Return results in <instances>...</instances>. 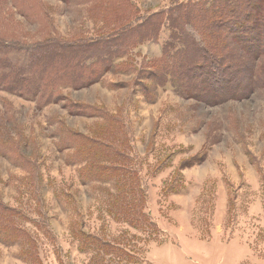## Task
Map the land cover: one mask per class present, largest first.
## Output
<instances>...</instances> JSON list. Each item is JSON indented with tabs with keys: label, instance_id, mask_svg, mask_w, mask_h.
Masks as SVG:
<instances>
[{
	"label": "rangeland",
	"instance_id": "1",
	"mask_svg": "<svg viewBox=\"0 0 264 264\" xmlns=\"http://www.w3.org/2000/svg\"><path fill=\"white\" fill-rule=\"evenodd\" d=\"M197 1L0 0V51L105 66L50 104L0 90V264H264V49L182 80L168 14Z\"/></svg>",
	"mask_w": 264,
	"mask_h": 264
},
{
	"label": "trees",
	"instance_id": "2",
	"mask_svg": "<svg viewBox=\"0 0 264 264\" xmlns=\"http://www.w3.org/2000/svg\"><path fill=\"white\" fill-rule=\"evenodd\" d=\"M168 20L174 24L173 27L180 30L181 37L176 38L183 43L185 42L187 46L185 51L192 57L189 64L194 65L191 67L186 62H182L181 68H178L182 80L190 78L189 74L193 72L192 68L202 71V76H204L206 69V78H208V74L215 76L214 74L217 72H210V65H216L221 71H224L225 62H230L232 67H236L238 64H242L246 56L254 57L255 55H251L253 52H256L257 55L264 49V0H199L189 2L171 9ZM155 32L156 34L150 37L153 42L157 40L158 30ZM212 38L217 39L218 42H213ZM228 39L242 45V49L239 52L233 49L231 54ZM48 44L52 45L51 43ZM11 48L6 47L5 50L0 51V57L1 55L6 56L7 61L8 59L10 61L16 59L17 64L21 66L17 68L18 66L15 64L5 63L0 67V90L37 96L36 98L40 102L46 104L53 103L57 99L59 88L89 84L105 71L103 69L105 66L96 67L91 71L80 63L83 60L81 56L78 58L80 53L76 54L77 52L63 49L59 45L43 52L39 51L38 60L30 56V53L26 52L25 49ZM221 48L228 52L229 59L210 61L209 57L217 58ZM9 50L11 51L6 53ZM243 51L245 55L240 59L236 54L241 55ZM164 55L166 54L164 53ZM167 67L175 68L174 65ZM219 89L215 93L221 94V96L222 93L228 92V88ZM235 94L237 93L228 96L225 94L223 97L231 99ZM4 210L0 206V221ZM6 227L3 225L2 228Z\"/></svg>",
	"mask_w": 264,
	"mask_h": 264
}]
</instances>
